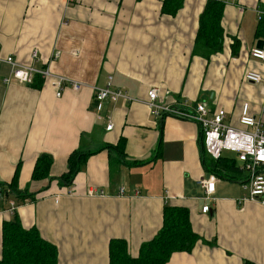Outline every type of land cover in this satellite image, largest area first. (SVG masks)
Here are the masks:
<instances>
[{
  "label": "crops",
  "instance_id": "obj_1",
  "mask_svg": "<svg viewBox=\"0 0 264 264\" xmlns=\"http://www.w3.org/2000/svg\"><path fill=\"white\" fill-rule=\"evenodd\" d=\"M162 1L0 0V56L83 83L79 90L64 86L58 97L42 78L40 86L5 83L10 66L0 62V185L5 188L17 167V189L35 193L20 202L0 195V256L2 223L12 216L6 200L15 203L23 227L35 226L56 246L59 264H109L111 239L125 240L137 256L169 203L187 207L200 239L165 264H264V194L249 197L241 162L223 155L236 161L242 178L216 177L206 198L199 181L211 175L205 168L211 157L201 126L167 113L156 117L147 103L156 88L159 103L188 110L205 102L209 114L223 109L234 127H242L247 103L264 129V61L250 54L264 40L255 34L264 0H221L223 48L209 59L192 53L206 0H183L175 14L161 11ZM247 70L263 81L244 80ZM109 77L110 88L131 99L106 100L97 113L94 89ZM121 137L123 160L104 147ZM77 148L96 152L70 186H61L56 178ZM41 153L53 157L51 178L32 179ZM205 204L208 213L201 210Z\"/></svg>",
  "mask_w": 264,
  "mask_h": 264
},
{
  "label": "trees",
  "instance_id": "obj_2",
  "mask_svg": "<svg viewBox=\"0 0 264 264\" xmlns=\"http://www.w3.org/2000/svg\"><path fill=\"white\" fill-rule=\"evenodd\" d=\"M183 0H163L161 11L175 14L181 7ZM221 0H206L198 18V28L194 38L193 54H199L206 59L223 48L224 30L221 18L224 9ZM255 34L264 36V16L259 20ZM239 42L235 38L232 43V54H237ZM33 86H40L42 80L35 76ZM124 140L119 139L116 145H104L108 149H116L119 159L123 160ZM96 150H72L67 157V168L57 182L61 186H70L82 170L89 156ZM53 157L49 153H41L35 159L31 178H51L50 167ZM134 161L130 164H138ZM207 172L228 180H241L243 170L236 161L227 156L218 159H205ZM18 168L11 181L3 184L4 194L11 193L17 201L32 198L34 192L17 189ZM47 186L42 188L45 189ZM17 203V202H16ZM1 256L0 264H59L56 246L44 239L35 226L25 228L14 211L8 220H4L1 227ZM199 235L192 229L189 219V210L185 206L165 203L162 208V224L156 234L149 240L141 243L138 255L133 257L128 253V246L123 239H111L109 242V264H165L171 254L176 251L191 252Z\"/></svg>",
  "mask_w": 264,
  "mask_h": 264
},
{
  "label": "built area",
  "instance_id": "obj_3",
  "mask_svg": "<svg viewBox=\"0 0 264 264\" xmlns=\"http://www.w3.org/2000/svg\"><path fill=\"white\" fill-rule=\"evenodd\" d=\"M251 55L264 60V45L253 48ZM32 57H36V51L32 53ZM0 62H5L11 67V74L4 79L6 82L16 80L21 83H31L34 75L39 74L56 91L57 96L61 95V90L67 84L75 90H78L82 85L78 81L51 73L48 67L37 69L32 65L21 64L11 56H0ZM110 79L111 77L105 87H95L94 89L93 100L97 110L102 109L105 100L131 99L125 91L110 88ZM243 79L260 82L262 76L256 71L247 70ZM148 94V105L154 114L158 115L164 111L198 121L204 133L205 149L213 158H218L224 150L236 154L247 176L243 187L248 190L250 198L264 193V176L260 172V168L264 166V130L261 122L249 114L247 103L243 104L239 117V122L244 127H233L224 123L225 111L223 109L209 114L205 102H198L193 111H185L156 103L157 92L155 89H151ZM110 128L111 124H108L107 129ZM199 183L207 195L214 191L213 176L202 178ZM10 204L12 209L13 203ZM201 210L206 213L210 208L208 205H203Z\"/></svg>",
  "mask_w": 264,
  "mask_h": 264
},
{
  "label": "bare ground",
  "instance_id": "obj_4",
  "mask_svg": "<svg viewBox=\"0 0 264 264\" xmlns=\"http://www.w3.org/2000/svg\"><path fill=\"white\" fill-rule=\"evenodd\" d=\"M71 1V0H70ZM262 40V39H261ZM263 45H264V40H263V44H262V46H260V47H263ZM255 48H259V46H257V47H255ZM251 51H252V49H251ZM251 51H250V54H251ZM34 52V51H33ZM32 52V53H33ZM9 56H11V55H9ZM36 56H37V52H36ZM252 56V55H251ZM12 57V56H11ZM253 57V56H252ZM13 58V57H12ZM33 58H35V57H33ZM253 58H256V57H253ZM14 59V58H13ZM256 59H259V58H256ZM15 60V59H14ZM260 60H262V59H260ZM264 61V60H263ZM27 65H32V64H27ZM10 66V65H9ZM33 66V65H32ZM36 68V67H35ZM44 68H46V67H44ZM49 68V67H48ZM37 69H42V68H37ZM50 70V69H49ZM51 72V71H50ZM257 72V71H256ZM52 73V72H51ZM259 73V72H258ZM10 74H11V67H10ZM9 74V75H10ZM54 74V73H53ZM35 76H39L40 78H42V79H44L43 77H41L39 74H35L34 75V77H33V79H32V82L35 80L34 78H35ZM262 76V75H261ZM8 77V76H7ZM67 78V77H66ZM70 79V78H69ZM46 80V79H45ZM71 80H74V79H71ZM111 80V79H110ZM12 81H15V82H18V81H16V80H11V81H9V82H6L5 80H4V82L5 83H10V82H12ZM74 81H76V80H74ZM263 81V78H262V80L260 81V82H262ZM31 82V83H32ZM78 82H80V81H78ZM248 82H250V81H248ZM260 82H251V83H260ZM19 83H21V82H19ZM31 83H22V84H31ZM81 83V82H80ZM68 86H70L69 84H67ZM66 86V85H65ZM81 86H83V83H82V85ZM71 87V86H70ZM80 89V88H79ZM78 89V90H79ZM151 89H155L156 90V92H157V89L156 88H151ZM150 89V90H151ZM63 90V89H62ZM62 90H61V94H62ZM75 90V89H74ZM149 90V91H150ZM55 91V90H54ZM148 91V92H149ZM55 94H56V91H55ZM57 96V95H56ZM59 96H61V95H59ZM58 96V97H59ZM124 99V98H123ZM148 100H149V94H148ZM148 100H147V103H148ZM106 101V100H105ZM105 101H104V104H105ZM155 102L156 103H158L159 105H163V104H161V103H159L158 102V92H157V97H156V100H155ZM104 104H103V107H104ZM168 106H170V107H172V108H175V109H180V110H185V111H193L194 109H195V107H196V105H195V107L194 108H192V109H183V108H178V107H175V106H171V105H168ZM103 107H102V109H103ZM150 107V106H149ZM96 109V108H95ZM102 109L101 110H97L96 109V112L97 113H100L101 111H102ZM151 109V108H150ZM248 112H249V106H248ZM151 113L153 114V115H155L156 117H161L164 113H167V114H170V115H175V116H179V117H183V118H188V117H184V116H181V115H178V114H175V113H168V112H164V111H161L160 112V114H154L153 112H152V110H151ZM250 114V113H249ZM251 115V114H250ZM255 117V116H254ZM225 118H226V112H225V117H224V123H226L225 122ZM256 118V117H255ZM106 119L109 121V123L108 124H111V127H112V123H111V121H110V117H108V116H106ZM188 119H191V118H188ZM257 119V118H256ZM191 120H193V121H196V120H194V119H191ZM257 120H259V119H257ZM260 121V120H259ZM199 125H200V123L198 122V121H196ZM261 122V121H260ZM226 124H228V123H226ZM228 125H230V124H228ZM261 125H262V122H261ZM201 126V125H200ZM232 126V125H231ZM234 127V126H233ZM242 127H244V126H242ZM262 128H263V125H262ZM106 129H107V126H106ZM111 129V128H110ZM201 129H202V127H201ZM107 130H109V129H107ZM264 130V129H263ZM202 132H203V130H202ZM204 134V133H203ZM204 145H205V143H204ZM224 151H228V150H224ZM207 152V151H206ZM230 152H232V151H230ZM234 153V152H233ZM207 154L212 158V159H218V158H221L222 156H223V151L221 152V154H220V156L218 157V158H213L208 152H207ZM235 154V153H234ZM235 156H236V154H235ZM236 158H237V156H236ZM237 160L239 161V159L237 158ZM241 168H242V166H241ZM263 170H264V166L263 167H261L260 168V172L263 174V176H264V172H263ZM210 176H213V179H214V188H215V179H216V177H218V176H216V175H214V174H211V175H208V176H206V177H203V178H209ZM201 185V184H200ZM202 187V186H201ZM203 188V187H202ZM4 187L2 186V185H0V195H3L4 193ZM214 192V191H213ZM212 192V193H213ZM211 193V194H212ZM206 194V193H205ZM211 194H206L205 196H206V198H209V196L211 195ZM264 194V193H263ZM263 194H261V195H259V196H257V197H254V198H252V199H257V198H260V197H262V195ZM250 197V196H249ZM7 202H9V208H8V211H10V213H13L14 211H15V208H16V206H15V203L14 202H12V201H8V200H6ZM13 203V208L11 209V204L10 203ZM205 205H207V204H205ZM209 206V205H208ZM210 208V207H209ZM210 211V210H209ZM208 211V212H209ZM208 212H206V213H208ZM204 213V212H203Z\"/></svg>",
  "mask_w": 264,
  "mask_h": 264
},
{
  "label": "rangeland",
  "instance_id": "obj_5",
  "mask_svg": "<svg viewBox=\"0 0 264 264\" xmlns=\"http://www.w3.org/2000/svg\"><path fill=\"white\" fill-rule=\"evenodd\" d=\"M229 155L231 157H235V154L233 152H230V151H223V155Z\"/></svg>",
  "mask_w": 264,
  "mask_h": 264
},
{
  "label": "water",
  "instance_id": "obj_6",
  "mask_svg": "<svg viewBox=\"0 0 264 264\" xmlns=\"http://www.w3.org/2000/svg\"><path fill=\"white\" fill-rule=\"evenodd\" d=\"M262 44H263V40H261V39H259L258 41H257V46H262Z\"/></svg>",
  "mask_w": 264,
  "mask_h": 264
}]
</instances>
